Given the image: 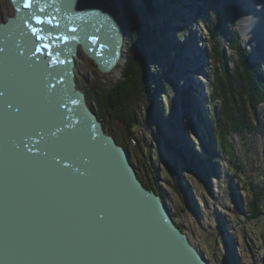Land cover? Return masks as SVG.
<instances>
[{"label":"water","instance_id":"1","mask_svg":"<svg viewBox=\"0 0 264 264\" xmlns=\"http://www.w3.org/2000/svg\"><path fill=\"white\" fill-rule=\"evenodd\" d=\"M24 5L0 0V264H210L78 83L79 55L128 63L116 1Z\"/></svg>","mask_w":264,"mask_h":264},{"label":"rangeland","instance_id":"2","mask_svg":"<svg viewBox=\"0 0 264 264\" xmlns=\"http://www.w3.org/2000/svg\"><path fill=\"white\" fill-rule=\"evenodd\" d=\"M202 1L175 0L174 10L179 16H173L172 11L163 7L156 15L161 18V24L157 23L161 25L158 29H163V36L158 37L161 43H153L147 52L166 53L154 65H148L146 83L149 88L153 87V75L162 69L164 77L157 81L160 88L149 105L150 112L147 106L145 110L139 108L143 121L138 130L140 143L131 141L130 150L133 157L139 155L144 162L145 170L168 202L176 222L210 264H264V214L256 217L250 212L252 200L264 212V101L253 108L249 124L253 127L231 135L233 157L227 151L221 153L213 137V114L220 115L222 105L219 101L215 108L212 105V82L216 69H223L211 57L210 22L204 14H198L205 4ZM158 2L162 5L164 1ZM241 3L235 0L236 10H228L231 23L226 22V26L230 24L232 31H240L242 47L250 53L251 63H262L264 53L253 55V47L247 44L244 29L238 24ZM207 8L205 5L204 11ZM224 48L229 74L238 65L239 58L225 43ZM124 62L123 59L113 72L104 75L84 57L78 62V83L89 95L94 87L99 92L109 90L120 78ZM262 68L264 74V63ZM188 82L193 86L188 88ZM199 83L206 88L203 95ZM184 101L190 109L184 106ZM198 106L203 109L204 121L195 112ZM176 108L179 118L178 113L174 115ZM121 129L120 126V134ZM160 156L167 160L168 168L162 165Z\"/></svg>","mask_w":264,"mask_h":264},{"label":"trees","instance_id":"3","mask_svg":"<svg viewBox=\"0 0 264 264\" xmlns=\"http://www.w3.org/2000/svg\"><path fill=\"white\" fill-rule=\"evenodd\" d=\"M163 1L162 5L158 0H119L116 2L130 35L129 60L123 68L122 79L113 84L109 91L100 90L99 92L95 87L90 91V103L103 120L106 129L116 137L120 144L126 147H130L131 139H136L140 143L138 130L143 121L140 119L138 108L142 104H147L148 112H150L149 105L152 103L157 89L160 88V83L157 81L164 77V69H162L161 73L157 72L156 75H153L151 81L153 87L149 88V83H146L145 73L148 70V65L150 63L154 65L157 60L164 57L163 53H166L161 50L147 52L153 43H161V39L158 37L163 36V29H158L161 28V25H158L161 18L159 16L156 18V15L163 7L168 12L172 11L173 16H179L177 10H174L175 0ZM202 2L205 3L204 6H209L206 11L203 6L198 14L199 16L204 14L210 22L211 57L223 69L222 71L216 69L212 82V105L215 108L218 101L222 105L221 114L216 112L213 114L215 120V130L213 129V131L219 151L221 153L227 151L233 157L234 146L230 139L231 135L241 133L251 127L249 125L251 114L255 106L264 101L263 68L262 64L258 62L251 63L250 53L242 47L240 32L232 31L230 24L226 26V22H230L228 10H236L235 0H204ZM224 43L228 49H233L239 58L238 65L229 74L226 73L228 69L224 59ZM167 48L169 50V46ZM163 51H165L164 48ZM184 102L185 106L186 101ZM120 126L123 132L121 134L118 131ZM135 163L145 185L158 190L159 188L153 183L149 172L147 173V170L143 169L145 168L142 165L143 162L137 159ZM250 207V212L256 217L264 214L261 206L256 204V200L250 201Z\"/></svg>","mask_w":264,"mask_h":264},{"label":"bare ground","instance_id":"4","mask_svg":"<svg viewBox=\"0 0 264 264\" xmlns=\"http://www.w3.org/2000/svg\"><path fill=\"white\" fill-rule=\"evenodd\" d=\"M239 1L242 3H241V8H239L238 10L239 17L237 20H238V24L241 23L240 26H242V28L244 29L243 35L248 41L247 44L253 47L252 48L250 46L252 48L251 50L254 56L262 52L264 53V0H239ZM260 40H263V43H261ZM82 59L83 58L79 55L78 62H81ZM258 63L263 64L264 57H263V62L261 63L260 61H258ZM187 84H188L187 85L188 88L189 86H193V83L188 82ZM199 84L200 86L199 85L198 86L199 88H201L202 90L201 94L203 95L204 91L206 92V88H203L204 86L203 83L202 84L199 83ZM195 112L200 114V116L202 115L201 119H199L200 121L205 120V114H203V109L201 108V106L200 107L198 106ZM213 137L216 139V135H214ZM215 142L217 143V140ZM192 161L195 162L193 159ZM195 164H197V162H195Z\"/></svg>","mask_w":264,"mask_h":264},{"label":"snow or ice","instance_id":"5","mask_svg":"<svg viewBox=\"0 0 264 264\" xmlns=\"http://www.w3.org/2000/svg\"><path fill=\"white\" fill-rule=\"evenodd\" d=\"M31 2H32V0H25V5L24 6L25 7H29L31 5ZM35 19H36V23H38V24H41V23H49V24H51L52 23V21L50 19L41 20L39 17H36ZM32 31H33L34 34H37L40 30H38L36 28H33ZM37 38L38 39H42V37H40V36H37ZM44 47L48 48L49 45L45 44Z\"/></svg>","mask_w":264,"mask_h":264}]
</instances>
